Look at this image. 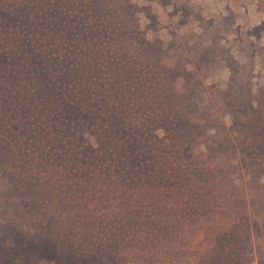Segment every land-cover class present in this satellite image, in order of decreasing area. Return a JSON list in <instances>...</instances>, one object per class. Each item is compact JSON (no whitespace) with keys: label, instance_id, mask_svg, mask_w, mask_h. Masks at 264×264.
I'll return each mask as SVG.
<instances>
[{"label":"rangeland","instance_id":"rangeland-1","mask_svg":"<svg viewBox=\"0 0 264 264\" xmlns=\"http://www.w3.org/2000/svg\"><path fill=\"white\" fill-rule=\"evenodd\" d=\"M18 2L0 0V29L12 28L3 19ZM55 7L53 11L68 14L57 26L67 25L71 32L41 38L37 33L34 42H117L122 65H132L134 95L139 93L135 109H150L149 103L171 90L166 80L179 77L182 88L198 97L197 113L210 112V121L207 132L196 128L202 132L196 141L205 143L188 145L186 155L166 153L179 148L170 141L153 149L162 159L155 163V173L105 170L100 183H90L82 192L63 186L59 177L54 186L60 187L41 185L39 178L28 182L29 175L18 167L20 159L1 153L0 250L7 255L34 250L29 264H56L48 261V250H41L47 241L66 244L77 264L264 261V162L237 149V162L227 158L213 166L222 154L214 147L210 151L212 141L237 143V133L226 137L222 130L232 124V108L225 107L220 92L230 88L232 99L245 98L249 91L264 96V0H56ZM46 9L40 1L33 9L39 12L32 17L39 27L47 21L42 18ZM144 86L150 92L142 93ZM174 89L180 90V84ZM246 119L239 113L240 121ZM154 132L169 140L165 130ZM188 158L199 161L204 171L186 170ZM107 180L116 183L109 188Z\"/></svg>","mask_w":264,"mask_h":264},{"label":"trees","instance_id":"trees-1","mask_svg":"<svg viewBox=\"0 0 264 264\" xmlns=\"http://www.w3.org/2000/svg\"><path fill=\"white\" fill-rule=\"evenodd\" d=\"M18 1L19 7L13 5L3 19L13 23L8 26L12 28L0 29V154L20 159L18 167L27 172L28 182L39 178L41 185L54 186L59 177L63 186L82 192L86 185L100 183L98 176L105 170L155 173V163L162 159L156 158L154 150L165 147L167 141L180 144L178 150L175 147L165 150L170 155L174 151L186 155L188 145L205 143L203 139L196 141L202 136L196 128L207 132L205 125L210 121V112L197 113L198 97L195 99V94L182 88L179 77L164 82L169 83L171 90L162 94L163 99L154 101L161 107L149 103L146 107L150 109H135L132 103L139 93L134 95L138 90L133 86L132 65L129 61L126 67L122 65L117 42H34L33 35L37 33L40 38L70 33L67 25L56 24L66 21L68 14L53 11L56 0ZM39 1L47 8L42 16L47 21L38 17L41 27L32 18L33 14L39 16V12H33ZM179 84L181 92L174 89ZM202 84L201 80L199 85ZM162 87L157 85L158 89ZM124 88L126 93H122ZM141 90L150 92L148 86ZM249 92L245 98L234 99L230 88L220 92L221 99L226 100L225 107L232 108L231 126L221 129L226 137L228 132L237 133L233 139L237 143H230V139L231 145L226 140L225 145L212 141L210 151L214 147L218 155L222 154L218 162L212 160L213 166L220 161V164L228 160L237 162V149H241L242 155L245 150L257 155L261 165L264 162V96ZM179 97L183 101L177 102ZM239 113L248 119L240 121ZM213 118L217 120L218 115ZM157 129L165 130L169 140L158 139L154 134ZM210 141L211 138L207 143ZM192 158H188L191 163L187 168L182 167L203 172L199 161ZM179 161L176 168L181 167L182 160ZM163 162L166 163L164 159ZM105 183L110 188L116 182ZM210 245L214 246V242ZM41 250H48L50 262L77 264L66 244L47 241ZM31 253L26 250L7 255L0 250V264H29ZM260 264L264 261L260 260Z\"/></svg>","mask_w":264,"mask_h":264}]
</instances>
